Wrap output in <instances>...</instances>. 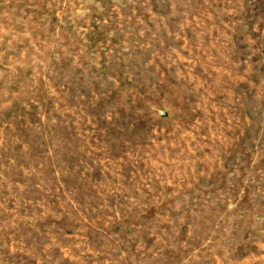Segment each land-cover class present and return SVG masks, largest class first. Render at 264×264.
Masks as SVG:
<instances>
[{
    "label": "rangeland",
    "instance_id": "rangeland-1",
    "mask_svg": "<svg viewBox=\"0 0 264 264\" xmlns=\"http://www.w3.org/2000/svg\"><path fill=\"white\" fill-rule=\"evenodd\" d=\"M0 264H264V0H0Z\"/></svg>",
    "mask_w": 264,
    "mask_h": 264
}]
</instances>
